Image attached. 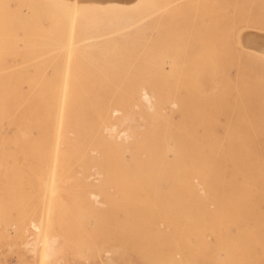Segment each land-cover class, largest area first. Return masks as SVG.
Segmentation results:
<instances>
[{
	"label": "bare ground",
	"instance_id": "obj_1",
	"mask_svg": "<svg viewBox=\"0 0 264 264\" xmlns=\"http://www.w3.org/2000/svg\"><path fill=\"white\" fill-rule=\"evenodd\" d=\"M6 1V9L9 11L10 6H8V0ZM234 1L236 0H216L215 5L212 2L213 8H211V10L214 9V11H209V13L214 12L213 15L215 18L210 16L214 19L213 23L210 22L212 24H209V28H204L205 24L203 25V21L201 22L200 35L202 38H206L209 41L217 38L218 43L215 42L214 44H217L216 46H218V49L220 48V52L223 49V52L218 54V62H211L212 64H209L211 68L209 69L205 66L208 60L206 62L204 61L206 64L202 63L204 66L201 65L205 73L199 78L196 76L194 78L191 74V76L188 77L185 75L186 77L183 78H186V80L183 79L182 82L179 80V82H176V89L174 86L171 88L172 84L170 86L169 81H166L168 83V85H166L167 87H164V83L163 88L159 86L161 89L157 97L158 104L161 105L168 102V99L172 97L171 95L176 93L179 99L178 101H180L182 116L189 122L173 125L161 115L147 114L149 121L147 128L143 132H133L130 141L118 143L111 137L105 138L102 135V129L110 122L109 111L112 108H118L127 116L130 112L131 104L135 102V97L139 89H147L157 96V89L159 88L157 87L158 81L156 80L158 79H154V77L149 75L132 77L103 76L104 78L92 77L87 79H74L76 77L73 78L74 75H72L70 76L72 79L71 82H68L69 75L71 74H65L64 72L68 69V72L72 70H70V68L65 69L66 71L62 70L64 69V67L61 68L63 66L62 64H65L62 63V60L61 64L57 62V67L53 66V64L51 66L59 68V65H62L60 68L63 71L62 74H65H63L64 77L62 76L64 79L61 80V75L57 73L58 71L50 67V69H53L57 73L56 75L54 72L56 76L52 74V78L60 77L59 79L61 81L55 78H49L46 81L40 79L39 82L42 81L43 84L42 91H40L38 95L39 102L36 103L34 99L31 104L32 111L35 112L38 108L41 114L38 119V125L34 126L38 131L33 128L35 132H38L34 152L30 151V149L25 146L26 144L16 149L15 152L12 151L13 153L7 154L3 152V144L8 143L11 138H7L0 133V161L5 158L6 155H11L10 157L21 155L25 158L30 156L35 161L34 166L37 172L40 174L42 173L41 175L45 174L47 177L49 176L50 179L49 187L47 188L50 191L47 207L44 213L42 211L43 209H41L42 216L37 223L33 220L30 221V227L37 232V237L42 236V247L40 251L42 261H40L43 263L40 264H58L57 261L54 260L58 255L59 249H62L61 246L57 245V238L55 237L58 231H60L62 236H78V243L81 242V236H102L104 240L112 244L118 242L120 245H129L136 249L137 253L143 257H148L150 254L149 256L155 261H153V264H264V75H262L264 73L260 71V73L262 72L260 75V73H258V67L254 66L255 64L263 66L264 62L261 64L262 62L260 63L259 59V62L254 64L253 60L257 57L256 55L254 59L252 58L253 60H249L251 58H248L245 54H242L241 57L234 56L239 53L236 52L238 51L236 50L237 46H240V48H244L245 46L243 35L238 36L239 42L237 41V43H239V45L235 42L237 45H235V53L237 54L230 56L229 50V55L225 53L226 44L227 42L230 43L229 40H231L230 37L234 38L236 36L233 35L234 31L237 30L236 32H238L239 28H242V26L239 27L238 25L242 20V18L240 20L239 17L242 14L241 7L244 5H242V0H239L241 1V7L237 3H234ZM25 2L22 3L25 4ZM27 2L30 5V2ZM0 3L1 7L3 3L2 1ZM18 3L19 2H17V4ZM64 3L66 4L65 1ZM197 3L199 2L193 4L199 7L197 5L200 4ZM28 4L26 5L27 9ZM43 4L46 5V3ZM203 4H201L202 7H204ZM247 4L249 5L250 3ZM5 5L2 7L3 9H5ZM59 5L58 7H61V4ZM256 6L253 5L252 8ZM205 7L204 9L206 11L207 6L205 5ZM246 7L245 5L244 10ZM2 8L1 10H3ZM31 8L34 7H29L32 11ZM83 9L82 7V10ZM196 9L194 7V10ZM1 10L0 13L3 12ZM15 10L11 11V14L13 12L16 13ZM249 10L250 9H248V12ZM31 11L30 13L33 14L34 12ZM227 11L232 13L235 19H230V21H228V17H226V14H228L226 13ZM245 12L246 10L244 13ZM26 13L28 12L26 11ZM2 14L7 17L6 13L3 12ZM53 14L51 13V15ZM20 15L23 18L26 14L23 16L21 12ZM20 15H16V17H20ZM6 17H3V19L0 14V19H3L0 22L9 20L8 17ZM13 17L14 16L11 15V18ZM55 17L56 16H54L53 19H55ZM22 18L20 17L19 23L22 22ZM237 18H239L240 21H236ZM247 18L248 16H246V20ZM252 18H254V16ZM255 18L253 19L254 21ZM249 19L250 23L247 21L250 25L249 28L251 26L254 27V24L256 27L258 26L260 28V25L264 23H261V18L260 20L257 18L261 23L258 22L260 25L254 23L251 17H249ZM13 20L17 21L18 18ZM36 20L39 19L36 17ZM206 20L209 19L206 18ZM246 20L243 18L244 22ZM52 21L50 22L51 26H53L56 20ZM37 22L40 24L39 21ZM57 22L58 23L54 25L55 30L56 28L58 30V27H56L58 25L61 26H59V29L64 28V26L60 24L61 21ZM244 22H241L244 24L243 26L246 25V22ZM19 23L16 22L17 25H19ZM23 23L24 22H22V25ZM251 23H253V25H251ZM42 27L41 25V28ZM61 29L59 30L60 32L64 31ZM77 29L78 28H76V30ZM40 30L44 31L43 28ZM70 31H72V29H70ZM236 32L235 34H237ZM16 33H18V31H16ZM23 33L22 35H27ZM44 33L46 35V31H44ZM71 33H73V31ZM229 34L232 36L228 37ZM239 34L240 33H238V35ZM58 36L56 35V37ZM227 37L229 38L228 41ZM12 38L16 40L17 37L13 36ZM18 39L19 38H17V40ZM41 39L43 40V38ZM41 39L40 41H42ZM24 40L25 39H23V41ZM73 40L77 41L75 39ZM2 41L3 39L1 42ZM14 44L15 42L13 45ZM16 45L14 46L16 47ZM50 45L52 46V44ZM38 48L42 49L41 47ZM46 48L47 47L44 49ZM49 49L51 50L50 47L48 51ZM233 49H230V52H232ZM21 50L23 49L20 48V50L17 49L13 51ZM24 50L28 51L32 50V48H24ZM34 50L36 51V47L35 49L33 48V51ZM260 52L264 53V48L261 49ZM261 53L259 54L262 59ZM243 56H246L248 59L246 58L247 60H244L245 57L243 58ZM28 57L27 60H29L31 56ZM14 58H16V56H14ZM47 59H49V57ZM42 60H40V62ZM44 60H46V58H44ZM52 60H46L47 62L44 63V65H47L48 62L51 64ZM262 60H264V58ZM255 61L258 60L256 59ZM35 63H38V61ZM35 63L31 64L35 65ZM42 65L38 64V66ZM27 66L28 65H26V67ZM262 66L259 67L260 70ZM47 67H49V64L46 67L43 66L42 71H39L45 72L43 68L48 69ZM231 67H236L238 70V75L234 80H231L225 71L227 68ZM34 68L38 69V67ZM34 68H28L25 69V71L29 69L34 70ZM60 68L59 73L61 72ZM39 69H41V67ZM262 70L264 71V69ZM217 72L218 89H220L218 92H216V90L213 91V87L211 89L210 86L212 81L216 80ZM40 76L43 77V75ZM65 76L68 78H65ZM26 79L24 78V80ZM43 79L45 78L43 77ZM60 84L61 89H58ZM8 86V84L0 82V89ZM181 89L183 90L182 92H180ZM11 92H13V90ZM26 92L27 91H25V93ZM23 96L21 93L12 94V96H6L5 94L4 96L0 92V116L3 117L5 114L9 113L11 99L14 101L17 99L16 97H20L22 100H25ZM25 96L27 97L28 95L25 94ZM145 96L146 98H144ZM144 97L143 99L145 101V99H147L146 93ZM18 101L17 103H19ZM14 102L16 103V100ZM24 102L21 106L24 105ZM143 103H146V101ZM141 105L142 104H140V106ZM54 109L56 110L55 114L58 124L54 125L52 128L50 127V122L53 118ZM66 109H68V114L65 117L63 116V112ZM112 114L117 115L116 113ZM13 116H15V114H13ZM222 117L225 118L223 122L219 119ZM8 119L5 121H8ZM0 120L2 121V118H0ZM0 124H2V122ZM19 126H23L24 128L20 130ZM218 126L223 128V135L221 137L218 135ZM139 129H141V127ZM16 131L22 132H19L21 134L19 135L24 142H26L28 137H33L31 133L34 131H29L28 126L18 125ZM111 131L114 132V130H110L109 132L111 133ZM109 132L106 133L109 134ZM68 134H71V136ZM122 135L125 134L122 133ZM220 145L223 148L221 158L219 157ZM90 149L96 150L97 155H90ZM75 165L79 166L83 172L90 168V166H95L99 174L104 176V178L100 176L102 180H99V184L95 186L98 194L101 196L103 208H96L95 206L98 204L94 206L88 199L87 191L90 188V184L79 179L73 181V186L78 190L76 196H70L69 199L62 198L63 196L60 192L63 191L61 189L63 186L61 184L62 177L72 176L75 172ZM96 177L97 176L90 178ZM47 180L48 179H46V181ZM38 181L40 182L41 180L38 179ZM59 184H61V187ZM39 188L38 190H41V188H43V190L45 189L43 186ZM42 191L41 193L39 191V193L44 195ZM36 192L37 195L38 191ZM25 196H27V194ZM91 196L92 195H90V198ZM45 197L43 196V198ZM92 197L94 199L95 195ZM45 199L41 200L45 201ZM14 200L16 201V199ZM23 202L25 201L20 203V199L18 200V203L21 205H23ZM20 204H18L16 208L18 207V209H20ZM23 210H25V208ZM20 215L21 214H19V216ZM24 217H22V219H24ZM22 227L23 221L20 220L18 228L16 227L17 235L19 234V236ZM37 243L35 244V241L26 242L25 246L27 247L24 248L26 250V248L32 246L31 251L34 253L36 251L34 246H37ZM117 248L113 247L112 250L108 252L115 253ZM33 257L35 258V254Z\"/></svg>",
	"mask_w": 264,
	"mask_h": 264
},
{
	"label": "rangeland",
	"instance_id": "obj_2",
	"mask_svg": "<svg viewBox=\"0 0 264 264\" xmlns=\"http://www.w3.org/2000/svg\"><path fill=\"white\" fill-rule=\"evenodd\" d=\"M1 1H2L3 5H5V2H7L6 0L5 1L0 0V2ZM27 1L30 2L31 6L28 4ZM64 1L66 2L67 5L64 3ZM64 1L63 0H54V1L53 0H8V6H10L9 11L6 9V5L4 6L5 9L2 8L3 5L0 7V10L2 8L3 10H1V11L6 13L8 19H9V20H6L5 22L4 21L0 22V36H1L0 37L1 38L0 39V82L9 85L8 87L1 88L0 92L4 96H5V94H6V96H12V94L14 95V94L21 93L22 96L24 95L23 97L26 100L25 101V100H22V98H20V97H16L17 99H15L16 100V103H15L14 102L15 100L13 101L11 99L10 111L8 114H5V116H7V115L8 116L7 117L0 116V118H2V121L0 120V123L2 122V124H0V133L2 135L6 136L7 138H11V140L8 143L3 144L4 145V147L2 149L3 152H5L7 154L13 153V152H15L16 149L23 147L25 144H26L25 146H27L30 149V151L34 152V149L36 148L37 138H38V132H37L38 130L34 126L38 125V119L40 118L41 114H40L38 108L35 112H33L31 109V104H32V101L34 99H35L36 103L39 102L38 95H39L40 91H42V84H43L42 81H46L49 78L54 79L55 77L52 78L54 75V72L56 75H57V73L59 75H61V78L56 77L55 79L60 78L61 80L64 79V78H62L64 73L65 74L66 73L71 74V75H69L70 80L68 79V82H71L72 79L70 78V76H72V75H74L73 78L76 77L74 79H85V78L87 79V78H92V77L104 78L103 76H105V77H123V76L124 77H132V76H148V75L154 77V79H158V80H156V81H158L157 87L159 88V89H157V96L152 94L151 92H149L147 89H143V88L139 89V91L135 97V102L131 104L130 112L128 113L127 116H125V114L121 110H119L118 108H112L109 111L110 122L106 125V127H104L102 129V135L105 138L111 137L112 139H114L118 143L130 141L132 139V133L133 132H143L147 128L148 123H149L147 114L161 115L165 119L169 120L170 123L173 125L184 124L185 122H189L187 119L183 118V116H182L180 101H178L179 99H178L176 93L171 95L172 97L170 99H168V102L161 104V105L158 104L157 97L159 96V92H160L159 90L161 89L160 87L163 88L164 84H165L164 87H167L166 85H168V83H167L168 81H169L170 86L172 84L171 88L174 86V88L176 89V86H175L177 84L176 82H179V81L182 82L183 79L186 80V78H183V77H186V76L188 77V76L192 75L194 78H195V76L199 78L201 75H203L205 73L204 68L202 67L203 64L207 63L205 66H206V68L210 69L211 66L209 64H212L213 61L218 62V54L223 52V49L220 52V48L218 49V46H216L217 44H214L215 42L218 43V39L216 38L212 41L211 40L209 41L206 38L203 39L202 36L200 35V33H201V22L202 21H203V25L205 24L204 28H209L210 25L213 23V20H214L213 17L215 18V16L213 15L214 12L209 13V11H212V10L214 11V9L211 10V8H213V6H212L213 3L215 5L216 0H213V1L208 0L209 2L207 0H198V1L197 0H189V1L188 0H177L178 2L176 0H64ZM195 1L199 2L197 4H200V5L203 4V2H204V4H203L204 7H202V5L201 6L197 5L200 8L196 7V4L195 5L193 4V3H196ZM236 1H238V2H236ZM236 1H234V3H237L241 7V5H240L241 1H239V0H236ZM17 2H19V3L17 4ZM22 2H25V4ZM54 2H56V3H54ZM242 2L244 3V4L242 3V5H244V6L241 7L242 8V14L239 17L240 20H241V18H242V20L240 21L239 18H237V20H236V21H240V24L238 26L239 27L242 26V28L240 29L238 27L239 28L238 32H236L237 30L234 31L233 35H236L235 37L237 39L235 37L234 38L230 37L231 38V40H229L230 43L227 42V44H229L230 47H229V45L226 44L225 53L228 54V50H229V54H230V56H232V55L237 54L239 52L238 53L239 55L241 53L240 56L238 54L234 55V56L235 57H237V56L241 57L242 54L243 55L245 54L248 56V58H251L249 60H253L255 55L257 57L258 56L260 57L259 53H261L260 52L261 49L264 48V32H263V30H264V26H263L264 25V23H263L264 22L263 21V18H264V0H253V1L252 0H245V1L242 0ZM43 3H46V5ZM247 3H250V4L252 3V4L248 5ZM27 4H28V9H29V7H32V6L35 8V9L31 8L32 11L35 13V14L33 13L34 15L32 13H30V11H31L30 9L29 10L27 9V7H26ZM47 4H48V6H47ZM59 4H61V7H58V6H60ZM256 4H257L258 8H257ZM0 5H1V3H0ZM205 5L207 6L206 11L204 9V8H206ZM245 5L247 7L249 6L248 8L246 7L247 9L245 8L248 15L246 14V12L244 13ZM253 5H255L256 7L252 8ZM17 6H19V7H17ZM78 7H80V8H78ZM82 7L84 8L83 10H82ZM89 7H93V8H89ZM194 7H195V9L196 8L197 9L194 10ZM11 8H12V10H11ZM13 8H14V10L16 8V10H15L16 13L13 12L11 14V11H14ZM21 9H23V10H21ZM248 9H250L249 12L252 15L248 12ZM252 9H254V10H252ZM4 10H7V11H4ZM198 10H200V11H198ZM19 11H20V14L22 12L23 16L26 14L25 17L22 18V16L19 14ZM26 11L28 13H26ZM251 11L254 13H252ZM3 12L0 13L2 18L6 17L2 14ZM50 12L52 14L54 12L55 13L53 15H51ZM207 13H209V14H207ZM226 13H228V14H226L227 15L226 17H228V19L226 17L225 18L228 21H230V19H232V20L235 19V17L233 16L232 13H230L229 11H227ZM258 13H259V15H258ZM262 13H263V15H262ZM15 14L18 16L20 15V17L22 18L21 21L24 22L23 25H22V22L19 23L20 17H18V16L16 17ZM11 15L14 17L11 18ZM46 15H47V17H46ZM229 15H230V17H229ZM257 15H258V17H257ZM42 16H43V18H42ZM54 16H56L55 19H53ZM210 16H213V17H210ZM232 16H233V18H232ZM246 16H248L247 20H246ZM253 16H254V18L257 17L259 20L261 18V23H263V24L260 25L261 23L257 18H255V21H254L253 20L254 18H252ZM260 16H262V17H260ZM36 17L39 20H36ZM95 17H96V19H95ZM249 17H251V19L254 21V23L258 24V22H259L260 24H258V25H260L262 28L261 27L259 28L258 26L256 27L255 24H254V27L251 26L252 28L251 27L249 28V26H250L248 24V23H250ZM16 18H18V20L14 21L13 19H16ZM206 18L209 20H206ZM243 18L246 20L245 26H243L244 24H242L244 22ZM3 19H0V21ZM71 19H72V21H71ZM256 19H257V22H256ZM52 20L53 21L56 20V22H54L53 26H51V23H50ZM37 21H39L40 24ZM57 21H61L60 24H62V26H64V28L66 30L64 28H62V29L60 28L61 30H64V31L60 32L59 31L60 25L56 26V27H58V30H57V28L55 30L54 25H56V23H58ZM96 21L98 24L96 23ZM228 21H226V22H228ZM247 21H248V23H247ZM16 22L19 23V25H17ZM210 22H212V23H210ZM20 25H22V26H20ZM41 25L43 26L42 27L43 30L46 31V35H45L44 31L40 30V29H42ZM73 25H74V27H73ZM251 25H253V23H251ZM13 28H14V30H13ZM76 28H78V29L76 30ZM38 29H39L40 33L38 32ZM70 29H72L73 33H71L72 31H70ZM258 29H260L261 31ZM19 30L21 33L19 32ZM16 31H18V33H16ZM235 32L237 34H235ZM22 33L23 34L26 33L27 35H22ZM238 33H240V34L238 35ZM56 35L57 36L59 35L58 36L59 38L56 37ZM240 35L241 36L243 35V42L245 45L244 48H240V46H237V45H239V43H237V41H238V36H240ZM13 36L14 37L16 36L19 39L17 40V38H16L17 41L15 39H14L15 40L14 41L12 38ZM75 36H77V37H75ZM229 36H232V35L229 34L228 37ZM24 37H27V38H24ZM29 37H32V38H29ZM228 37H227V41L229 39ZM6 38H10V39H6ZM41 38H43V40ZM2 39H3V41H2L3 43L1 42ZM5 39H6V41L4 42ZM23 39H25L26 41L24 40L25 41L24 42ZM40 39L42 41H40ZM73 39L77 40L78 43H77V41H74ZM45 40H46V42H45ZM54 41H57V42H54ZM14 42H15L14 45L17 44L16 47L13 45ZM58 42H60V43H58ZM203 42H205V43H203ZM235 42L237 45L235 44ZM42 44H46V45H42ZM50 44H52L53 47ZM30 45H32V46H30ZM235 45L237 46V48H236V50H238V51H236L237 53H235ZM231 46H233L234 49ZM35 47H36V51L35 50L33 51V48L35 49ZM38 47H41L42 49H40ZM45 47H47L46 48L47 50L44 49ZM49 47L51 48V50L49 49V51H48ZM20 48L23 49V50H21L22 52L21 51H15V52L13 51V50H17V49L20 50ZM24 48H26V49L32 48V50L26 51V50H24ZM53 48H55V49H53ZM230 49H233L234 51L232 50V52H230L231 51ZM3 51H5V52H3ZM6 51H9V52L12 51V52L9 53ZM44 51H46V52H44ZM32 52H33V54H32ZM72 52H74V53H72ZM5 54H6V56H5ZM65 54H67V55H65ZM18 55H20V56H18ZM14 56H16V58H14ZM28 56H31L30 57L31 60L30 59L27 60L29 58ZM261 56L263 59L264 58L263 52L261 53ZM48 57H49V59H47ZM244 57H245L244 60L248 59L246 56H243V58ZM257 57L253 60L254 64L256 62L258 63L259 59H260V63L262 62L261 64H263L264 60H262L261 57L260 58L259 57L257 58ZM22 58L25 61H23ZM32 58H33V60H32ZM44 58H46V60H48V61H50L52 59L53 60L51 61V64L49 62L47 63V65L49 64V67H47L48 69L43 68V70H45V72H40L39 70L42 71L43 66L44 67L47 66L46 64L44 65V63L47 62L46 60H44ZM14 59H16V60H14ZM256 59L258 61H255ZM40 60H42L44 62H42V61L40 62ZM202 60H203V62H202ZM37 61H38V63H35ZM61 61H62V63H65V64H62L63 66L59 65V68L62 66L61 68L64 67V69H62V70L70 68V70H72V71L68 72L69 71V69H68L67 71L65 70L66 72H64L62 74L63 71L60 68L61 72L59 73V68H56V67L58 66L57 62H59L61 64ZM204 61L205 62L207 61V62L205 63ZM27 62H29V63H27ZM24 63H26V64H24ZM31 63H35V65L36 64L37 65L35 66L34 64L32 65ZM42 63H43V65H42ZM54 63H55V65H54ZM10 64H12V65H10ZM22 64H24V65H22ZM29 64H31V65H29ZM38 64H41L42 66H38ZM52 64H53V66H56V64H57V66L52 67L51 66ZM26 65H28V66L26 67ZM73 65H74V67H73ZM254 66L258 67V69H259V72L257 71L258 73H260V71H262L264 73V71L262 70V69H264L263 68L264 65L262 66L260 64H255ZM261 66H262V69L260 70L259 67H261ZM34 67H38V69L34 68ZM40 67H41V69H39ZM50 67H52L54 70H57L58 72L56 73V71H54L53 69H50ZM28 68H30V69L34 68V70H36V71L30 70V69L25 71V69H28ZM51 70H53V71H51ZM255 70H257V69H255ZM225 71L231 80L236 79V77L238 75V70L236 67L227 68ZM261 73H260V75H261ZM40 75H43V77L45 79H43V77ZM56 75H54V76H56ZM262 75H264V74H262ZM13 76H14V78H13ZM66 76H65V78H68ZM34 77H36L37 79ZM24 78L25 79L27 78L28 80L27 79L24 80ZM190 78H192V77H190ZM20 79H21V81H20ZM40 79L42 80L41 82H39ZM187 79H189V78H187ZM18 80H19V82H18ZM31 80L33 83L31 82ZM33 80H35L36 82ZM38 83H39V85H38ZM158 84H160V85H158ZM161 84H162V86H161ZM60 86H61V84L58 86L59 87L58 89H61ZM210 86H211V89L213 87V89H212L213 91L216 90V92H218V90H220V89H218V72L216 74V80L212 81ZM26 88H27V90H26ZM174 88H173V90H174ZM22 89H23V91H22ZM12 90H13V92H11ZM25 91H27V92L25 93ZM182 91L183 90L181 89L180 92H182ZM180 92H178V93H180ZM32 93L35 96H33ZM145 93L147 94V99H145L146 103H143V102H145L143 99ZM25 94L28 96L26 97ZM29 97H32V98H29ZM144 98H146V96ZM17 101L19 103H17ZM23 102H24V105L21 106L23 104ZM137 104H139V105H137ZM140 104H142L141 105L142 107L140 106ZM0 107H1V105H0ZM55 113H56V110L54 109L53 110V118L51 119V122H50L51 123L50 127H52V128L54 127V125L58 124V120H57ZM112 113H116L117 115H113ZM118 113H120V114H118ZM178 113H180V114H178ZM13 114H15V116H13ZM67 114H68V109L64 110L63 116L66 117ZM12 116L14 117V119ZM177 116H179V117H177ZM217 117H218V115H217ZM8 118H11V119H8ZM177 118H178V120H177ZM7 119L9 122L5 121ZM219 119L221 120V122H223L225 118L222 117ZM11 120H13V121H11ZM131 121H132V123H131ZM30 123H32V124H30ZM129 123H131V124H129ZM18 125L28 126L29 131H31V132H32V130L34 131L33 128H35V130H37V131L36 132L34 131L32 133L30 132L33 137L32 138L28 137L26 139V142H24L23 140H21L22 137L20 136L21 134L19 133L21 131H18V132L16 131V128L18 127ZM140 127H141V129H139ZM22 128H24V127L19 126L20 130ZM110 130H114L115 133L113 131H111V133H110L109 132ZM106 132H109L110 135ZM104 133H106V134H104ZM120 133H121V135H120ZM122 133L125 135H122ZM68 135L71 136V134H68ZM218 135L220 137L223 135V128L221 126H218ZM107 136H109V137H107ZM31 149H33V150H31ZM222 149L223 148L220 145V148H219V155H220L219 157L220 158L222 156V151H223ZM92 153H94V154H92ZM89 154L92 156H96L97 152L94 149L93 150L90 149ZM10 156L11 155H6L5 158H3L0 161V164H1V166H0V264H40V263H43V262H41L42 260H41V252H40L41 247H42V243H41L42 242V236L37 237V235H36L37 232L32 230L33 228L30 227V221L33 220L37 223L38 220L40 219V217L42 216V214H41L42 211L44 213V211L47 207L48 199L50 196V191L47 188L49 187L50 179H49V176L47 177L45 174L41 175L42 173L40 174L39 172H37V169L34 166L35 161L32 159V157L28 156L25 158V157H22L21 155H14V157H10ZM11 159H12V161H11ZM15 163H17V164H15ZM10 165L12 166V168ZM74 168H75L74 169L75 172L72 176L70 175V176L62 177V183L61 184L63 186L61 189L63 191H60L61 195L63 196L62 198L63 199H69L70 196H73V197L76 196V194L78 193V190L75 188V186H73V181L76 179H79V180H82V181L90 184L91 189L89 188L87 191L88 199L93 203L94 206H95V204H98L97 206H95L96 208H99V209L103 208V204L101 203V196L98 194L95 186L97 184H99V182L102 180V178H104V176L102 174H99L98 169L95 166H90V168H88L85 172H83V170L79 166L75 165ZM92 170H93V172H92ZM28 171H30V172H28ZM40 176H42V177H40ZM95 176H97V177L96 178H90V177H95ZM98 176H99V178H98ZM100 176H102V178ZM45 177H46V179H48L47 180L48 182L46 181ZM11 178H13V179H11ZM15 179H16V181H15ZM38 179H40L41 181L39 182ZM94 180H95V182H94ZM41 182H43V183H41ZM67 182H68V184H67ZM46 183H47V187H46ZM61 184H59L60 187H61ZM38 186L39 187L43 186L45 189L43 190V188H41V190H38V189H40ZM17 187H19V188H17ZM36 191H38L37 195H36V193H37ZM39 191H40V193L42 191V193H44V195L40 194ZM111 191H112V189H111ZM65 193H66V195H65ZM26 194H27V196H25ZM38 195H40V196H38ZM42 195L44 197L46 196L45 197L46 199L43 198ZM90 195H92V196L95 195L94 199L92 196L90 198ZM30 197L31 198L33 197V198L31 199ZM18 198L20 199V203L22 201H25L22 203L23 205L18 203V200H19ZM95 198L97 201L95 200ZM97 198H99V199H97ZM14 199H16V201ZM41 199H43V200L45 199V201H43ZM37 201H39V202H37ZM14 204H15V206H14ZM18 204H20V206L22 208L20 206H19L20 209H18V207L16 208V206H18ZM25 205H27V206H25ZM38 205H39V207H38ZM12 208H14V209H12ZM24 208H25V210H23ZM41 209H43V210L41 211ZM33 212H36V213H33ZM19 214H21V215L19 216ZM22 217H24V219H22ZM18 218H20V219H18ZM20 220L23 221V227L21 229V233L19 236V234L17 235V228H18V223L20 222ZM15 222H16V224H15ZM14 228H16V229H14ZM15 230H16V232H15ZM56 234H54V235H56L55 237L57 238V245L62 247V249H59L58 255L54 259L55 261H57L58 264H153V261H154V259H152V257L149 256L150 254L148 255V257H143L142 255L137 253L136 249L130 247L129 245H126V244L120 245L118 242L116 244H112L111 242L104 240V238L102 236H81V242L78 243L77 242L78 236H62L60 231H58V233H56ZM37 240H38V243H37ZM32 241H35V244L37 243V246L36 245L34 246L36 249V251L34 253H33V251H31L32 246H30L29 248H26V250L24 248V247H27V246H25L26 242H32ZM40 243H41V245H40ZM113 247H116V248L119 247V248H117L115 253L108 252V251L112 250ZM125 247H128V248H125ZM132 249H134V250H132ZM31 253H33V254H31ZM34 254H35V258L33 257ZM137 255H138V257H137ZM109 258H111V259H109ZM144 259H145V261H144ZM45 264H49V263H45Z\"/></svg>",
	"mask_w": 264,
	"mask_h": 264
}]
</instances>
